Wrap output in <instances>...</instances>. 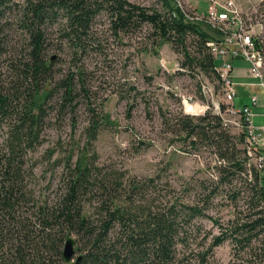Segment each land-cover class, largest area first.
Returning a JSON list of instances; mask_svg holds the SVG:
<instances>
[{
	"label": "trees",
	"instance_id": "trees-1",
	"mask_svg": "<svg viewBox=\"0 0 264 264\" xmlns=\"http://www.w3.org/2000/svg\"><path fill=\"white\" fill-rule=\"evenodd\" d=\"M12 3L14 0H0V130H4L0 131V264H66L64 250L69 235L75 236V251H80L71 264H193L194 260L210 264L215 248L227 240L233 245L228 264L264 260L261 170L248 165L245 129L239 135L231 134L217 113L178 118L177 132L185 135V141L194 147L208 145L220 162L217 179L200 183L196 202L154 207L156 198L150 199L146 188L157 191V177L146 182L133 178L129 188L125 186L120 193L123 176L104 171L94 157L68 161L62 186L51 200L27 187L34 163L25 155L39 142L49 105L58 102L66 109L70 104V110H75L72 104L78 84L73 81L77 73L56 78L58 57L48 55L47 29L55 27L67 45L82 53L97 44L96 20L105 13L114 36L147 26L156 45L168 41L181 54V68L193 76L204 74L219 80L217 59L207 44L219 38L218 33L188 19L176 0H160L161 8L130 0H25L18 21L27 31L26 47L3 71L4 19ZM84 70L83 64L78 67L79 73ZM83 80L78 79L82 88ZM241 106L251 107L254 113L253 107L260 105L254 106L250 98ZM243 123L246 125L244 117ZM90 130L91 139L96 138V122ZM236 136L239 144L234 141ZM235 180L246 187L223 188L234 186ZM220 195L233 203L234 217L228 219L227 226L209 212L213 197ZM241 199L248 204L249 212L244 216L238 210ZM197 219L212 220L219 232L206 231L195 247L202 229ZM209 238V244L204 245ZM180 245L191 254L181 255Z\"/></svg>",
	"mask_w": 264,
	"mask_h": 264
},
{
	"label": "rangeland",
	"instance_id": "rangeland-1",
	"mask_svg": "<svg viewBox=\"0 0 264 264\" xmlns=\"http://www.w3.org/2000/svg\"><path fill=\"white\" fill-rule=\"evenodd\" d=\"M130 1L161 8L160 0ZM178 1L201 12H205L211 4V0ZM24 2L25 0H14L5 12L6 53L3 55V71L8 69L7 65L12 57L19 56L22 48L26 47L27 31L18 21ZM262 2L263 0H236L244 15L249 17L256 35L264 39ZM203 25L207 27H202L203 29L212 31L211 33L217 32L206 23ZM108 28L109 18L103 13L95 24L97 44H92L82 53H77L73 46L67 45L55 27L47 29L48 55L58 57L55 61L56 78L63 79L69 72L77 73L73 81L78 84L75 85L76 99L72 104L75 110H70V104L62 109L57 98L52 100L57 104H50L48 107L39 142L34 143V147L29 148L25 155L34 163L27 187L33 189L35 195L48 196L51 200L62 186L65 164L70 160L76 163L79 157H94L96 164L104 171L123 176L124 185L120 193H123L125 186L129 188L133 178L136 182H146L150 177H157L158 190L146 188L148 197L156 198L154 207L198 201L200 183L217 179L216 166L220 162L208 145L194 147L185 141V135L177 132L178 118L185 115L199 118L207 112L215 113L212 96L202 91V82L213 85L216 100L221 105H228L221 82L204 74L193 76L181 68V54L168 41L163 40L156 45L150 35L152 30L147 26L121 37L114 36ZM237 63L247 65L244 61ZM82 64L85 70L79 73L78 67ZM81 77L84 79V88L78 81ZM237 81L248 84L251 79L246 77ZM239 89L244 94L236 97L237 104L242 103L243 96L249 102L250 95L256 92L261 98L264 97L263 91L256 86L244 85ZM184 99H188L190 103L185 104ZM253 110L254 113L260 110L264 112V108L257 107ZM257 119L254 118L256 122ZM95 122L96 138L91 139L89 129ZM225 127L233 135H239L243 130L234 123ZM0 131L4 132L3 129ZM238 139L236 136L234 141L238 143ZM261 150L264 152V149ZM260 172L264 184V169ZM233 184L234 186L223 188L228 191L236 185L245 186L241 180H235ZM212 205L210 214L227 226L228 219L234 217L233 203L220 195L213 197ZM238 210L243 216L249 212L244 199L240 200ZM197 223L202 229L193 244L195 247L203 241L206 231L219 232V226L210 219H197ZM210 241L211 238L207 239L204 245H208ZM179 250L181 255L191 254L182 245ZM232 252V242L227 240L215 248L209 262L228 264L232 259ZM79 253L76 250L74 258ZM254 261L256 264H264L261 258ZM193 264H196L195 260Z\"/></svg>",
	"mask_w": 264,
	"mask_h": 264
},
{
	"label": "built area",
	"instance_id": "built-area-1",
	"mask_svg": "<svg viewBox=\"0 0 264 264\" xmlns=\"http://www.w3.org/2000/svg\"><path fill=\"white\" fill-rule=\"evenodd\" d=\"M176 2L188 19L206 23L217 31L219 38L209 40L207 44L217 59L215 67L228 105H221L216 100L214 87L210 83L202 82V91L212 96L215 113L223 118L226 126L234 123L238 128L245 129L244 146L248 156V165L263 170L264 152L261 147L264 145V125L258 126L253 122L255 114L251 107L235 104L237 89L234 80V61L242 57L249 62L250 74L257 80L264 94V39L256 35L254 27L249 23V17L244 15L236 0L224 2L211 0L205 12L189 8L181 1L176 0ZM251 98L254 106L264 103V97L262 99L257 94L252 95ZM184 102L187 104L189 100L184 99ZM224 106L225 109H223ZM202 108L204 109V106ZM231 117L238 118V120ZM243 117L246 125L243 123Z\"/></svg>",
	"mask_w": 264,
	"mask_h": 264
},
{
	"label": "crops",
	"instance_id": "crops-1",
	"mask_svg": "<svg viewBox=\"0 0 264 264\" xmlns=\"http://www.w3.org/2000/svg\"><path fill=\"white\" fill-rule=\"evenodd\" d=\"M238 61H244V62H246L247 63V65L246 66H242V65H239L237 62ZM234 64H235V69H234V72H235V74H234V80L236 81V89H237V95H236V97L239 95V94H241V93H243L244 94V91L243 92H241L240 91V87L242 88V87H244V85H247V86H256V87H259L260 88V90H261V92H262V89H261V87L259 86V84L257 83V80L254 78V77H252L251 76V74H250V64H249V62L247 61V60H245L244 58H237V59H235V61H234ZM249 78V79H251V82H248V84H246V82L245 83H241V82H239V81H237V79H242V78ZM263 93V92H262ZM254 94H257V92L256 93H253L252 95H254ZM252 95H250V98L252 97ZM264 95V94H263ZM262 99H263V97H262ZM250 102V101H249ZM247 103V101L245 100V97L243 96V99H242V103L241 104H237L236 103V101H235V104L236 105H243V104H246ZM263 105H264V103H263ZM254 108H257V107H253V109ZM258 108H264V107H259L258 106ZM263 110V109H262ZM262 110H260V111H257L255 114V117L254 118H258L257 119V121L258 122H256V120H254V123L256 124V125H258V126H261V125H264V112H261ZM262 149H264V145L261 147ZM262 176V175H261Z\"/></svg>",
	"mask_w": 264,
	"mask_h": 264
},
{
	"label": "water",
	"instance_id": "water-1",
	"mask_svg": "<svg viewBox=\"0 0 264 264\" xmlns=\"http://www.w3.org/2000/svg\"><path fill=\"white\" fill-rule=\"evenodd\" d=\"M75 244H76V240L74 239V237L69 235L64 250V258L66 264H71V262L73 261L75 255Z\"/></svg>",
	"mask_w": 264,
	"mask_h": 264
}]
</instances>
